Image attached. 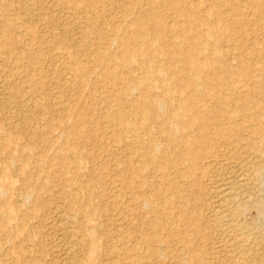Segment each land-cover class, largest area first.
Wrapping results in <instances>:
<instances>
[{
    "label": "rangeland",
    "instance_id": "374dc122",
    "mask_svg": "<svg viewBox=\"0 0 264 264\" xmlns=\"http://www.w3.org/2000/svg\"><path fill=\"white\" fill-rule=\"evenodd\" d=\"M145 1L0 0L6 6L5 10L0 6V20L7 23L0 21V51L4 57L0 53V264H182V259L191 256L196 257L192 264H230L240 256L248 258L249 264H264V219L257 215L262 195L256 192V181L251 178L255 167L264 166V156L247 145L253 141L260 146L264 137L226 126L231 106L238 107L234 119L241 122L250 114L242 104L250 103L253 95L264 94V85H258L260 78L255 75L264 72V0ZM16 9L20 10L17 14ZM145 10H149L150 17L166 23L165 42L184 46L187 42L200 49V55L191 58L193 63L207 61L223 69L220 74L215 69L201 71L207 76V84L202 80L196 83L200 96L196 95L195 102L203 117H197L193 126H186L176 117L178 100L182 103L188 90L183 87L177 94L161 92L163 87L173 89L174 84L178 85L169 81L173 73L180 75L176 79L179 83L187 80L191 71L185 69V64L176 63H184V56L163 61L159 58L164 69L159 80L166 83L161 87H156L153 76L144 75L142 70L159 62L145 57H137L126 68H117V79L109 72V61L121 58L120 43L128 40L124 27ZM185 20L191 21V30L185 28ZM168 27H174V33ZM199 34L205 36L203 45L195 40ZM83 42L91 47L80 49ZM155 45L164 48L163 43ZM213 47H217L216 53ZM139 62L144 66L140 67ZM66 72L67 78L63 77ZM151 96L173 101L163 105L158 114L147 101L140 100ZM228 99L242 101L228 105ZM128 100L136 104L125 105ZM142 105L146 108L143 112ZM216 107L224 109L222 116L214 120ZM261 110L255 107L256 114L260 115ZM105 112L112 113L119 122L109 123L103 117ZM193 112L188 108L184 115L192 118ZM140 119L146 126L136 129ZM260 121L264 122L258 118L250 124ZM204 124L207 126L200 129ZM214 125L226 136L215 138ZM191 132L209 139L201 147L200 158L198 149L195 153L185 149ZM36 138L42 145H32ZM171 138L180 142L175 144ZM148 144L154 153L145 149ZM158 152L165 159L161 165L154 160ZM190 163H194L192 174L186 171ZM135 168L140 169L139 175L133 174ZM249 183H254L253 187ZM235 188H239L236 193ZM248 189L255 191L250 193ZM137 200L147 206L138 205ZM183 203L193 216L191 228L178 212ZM235 207L243 211L238 210L236 215ZM155 216L158 220L153 229ZM179 232L191 242L181 244ZM150 236L155 240L147 242Z\"/></svg>",
    "mask_w": 264,
    "mask_h": 264
},
{
    "label": "bare ground",
    "instance_id": "6f19581e",
    "mask_svg": "<svg viewBox=\"0 0 264 264\" xmlns=\"http://www.w3.org/2000/svg\"><path fill=\"white\" fill-rule=\"evenodd\" d=\"M8 1V0H7ZM69 1V0H68ZM142 1V0H141ZM145 1V0H144ZM6 1H2L1 3H5ZM78 2V1H77ZM174 1H171V3H173ZM9 3V2H8ZM23 3V2H22ZM62 3V2H61ZM145 3H146V1H145ZM7 4V3H6ZM13 4V3H12ZM253 4V3H252ZM2 4H0V6H1ZM28 5V4H27ZM138 5V4H137ZM143 5H144V3H143ZM58 6V5H57ZM118 6H119V4H118ZM117 6V7H118ZM5 5L3 4L2 5V8L5 10ZM8 7V6H7ZM10 8H11V6H9ZM28 7H30V6H28ZM28 7H26L25 9H27ZM139 7V6H138ZM165 7V6H164ZM15 8H16V6H15ZM14 8V9H15ZM32 8V7H31ZM30 8V9H31ZM86 8V7H85ZM105 8V7H104ZM12 9H13V7H12ZM25 9H23V10H25ZM34 9V8H33ZM114 9H116L115 7H114ZM169 9V8H168ZM2 10V9H1ZM8 11H9V9H7ZM11 10V9H10ZM17 10H19V9H16V13L15 14H17L18 13V11ZM28 10V9H27ZM158 10V9H157ZM11 11H14V10H11ZM10 11V12H11ZM20 11V10H19ZM33 11V10H32ZM2 12H3V10H2ZM1 12V13H2ZM9 12V13H10ZM26 12V11H25ZM25 12H23V13H25ZM31 12V11H30ZM9 13H7V14H9ZM13 13V12H12ZM32 13V12H31ZM112 13V12H111ZM148 13H149V10H145V14H142V16L141 17H139V18H137L136 20L134 19V22H133V20H132V22L131 23H129L127 26H125L124 27V30H125V34H127V38H128V40L125 42H121L120 43V46H121V48H122V56H121V58L120 59H115V60H110L109 61V66H110V74H113L112 75V77L113 78H115V79H117V73H116V69L117 68H126L131 62H133V61H135V59L138 57V58H143V57H145V58H147L148 60H150V61H155V62H159V63H157L156 65L157 66H154L153 68H149V67H147V68H145V69H142L143 70V73H144V75H151V76H153V78H154V80H155V86L156 87H161V85L162 84H166L164 81H161V80H159V76H161V74L162 73H164V69H163V67H162V64L160 63V61H159V58L163 61L164 59H167V58H170V59H172V56H184V58H185V61H184V63L183 62H176V63H182V64H185V69H187L188 68V70L189 71H191V73H190V75L188 76H186L187 77V80L186 81H184V83H182V81H181V79H180V81H181V83H179L176 79H178V76H180V75H178V74H171L170 75V77L171 78H169V81L170 82H177L178 83V85H176V84H174L175 86L174 87H176V88H173V89H167V88H164L163 87V89H162V91L161 92H164L165 94H168V93H170V92H172V93H175V94H177V93H179V92H181V90H182V88L183 87H185L188 91H187V96H186V99L185 100H183L182 101V103H180V99L178 100V102H179V104H178V110H177V113H176V117L178 118V119H180V120H182V121H184L185 123H186V126H193L194 124H195V122H196V119H197V117L199 118L200 116L201 117H203L202 115H201V113H200V111H199V109H198V107H197V104H196V102H195V97H196V95H199V94H197V91L199 90V89H197V86H196V83L199 81V82H201V80L205 83V84H207V76L206 75H204V76H202L201 75V71H203V70H209V72H210V70H212V69H215V72H217L218 74H220L221 72H222V67L221 66H214V65H212V64H208L207 63V61H202V62H200L199 64H196V63H193L192 61H191V58L193 57V56H199L200 55V49L199 48H197V47H190V46H188V45H186L187 44V42H185V46H184V44L183 45H179L178 43L176 44V43H173V42H171V41H169L168 43L167 42H165L166 40H165V38H164V31H165V29H167V27H166V23L164 24L160 19H155V18H152V17H150L149 15H148ZM159 13V12H158ZM168 13V12H167ZM203 13V12H202ZM15 14H11V15H13L12 17H14V15ZM33 14H34V12H33ZM76 14V13H75ZM169 14V13H168ZM242 14V13H241ZM1 15V14H0ZM21 15H23V14H21ZM31 15V14H30ZM35 15V14H34ZM88 15H90L89 13H88ZM112 15V14H111ZM4 16H6V14L4 15ZM8 16V15H7ZM10 16V15H9ZM18 16V15H17ZM27 16H29V14L27 15ZM68 16H70V15H68ZM75 16V15H74ZM113 16V15H112ZM16 17V16H15ZM19 17V16H18ZM186 17V16H185ZM2 18H5V17H2ZM26 18V17H25ZM28 18V17H27ZM26 18V19H27ZM93 18V17H92ZM99 18V17H98ZM124 18V17H123ZM128 18V17H127ZM130 18H131V16H130ZM157 18V17H156ZM6 19H7V17H6ZM5 19V20H6ZM12 19V18H11ZM10 19V20H11ZM14 19V18H13ZM13 19H12V21H13ZM38 19V18H37ZM72 19V18H71ZM17 20L19 21V18H17ZM17 20H15V21H17ZM75 20V19H74ZM128 20H129V18H128ZM127 20V21H128ZM209 20V19H208ZM244 20V19H243ZM0 21H3V19L2 20H0ZM8 20H6V22H7ZM12 21H10V22H12ZM14 21V22H15ZM18 21H17V23H18ZM22 21H24V20H22ZM4 22V21H3ZM26 22V21H25ZM90 22V21H89ZM5 23V22H4ZM22 23V22H21ZM113 23V22H112ZM128 23V22H127ZM169 23V22H168ZM184 23H185V28H187V29H189V30H191L192 29V26H191V21L190 20H185L184 21ZM1 24V23H0ZM5 24H7V23H5ZM19 24V23H18ZM126 24V23H125ZM210 24V23H209ZM2 25H4L3 23H2ZM20 25V24H19ZM22 25V24H21ZM89 25V24H88ZM90 25H92V24H90ZM118 25V24H117ZM210 25H212V24H210ZM1 26V25H0ZM5 26V25H4ZM15 26H17L16 24H15ZM109 26V25H108ZM124 26V25H123ZM23 27H25V26H23ZM23 27L21 26V29H23ZM111 27V26H110ZM197 27V26H196ZM2 28V27H1ZM4 28V27H3ZM2 28V29H3ZM5 28H6V26H5ZM10 28V27H9ZM8 28V29H9ZM17 28V27H16ZM61 28H64V27H61ZM65 28H66V26H65ZM64 28V29H65ZM2 29H1V31H2ZM11 29V28H10ZM9 29V30H10ZM15 29V28H14ZM68 29H70V28H68ZM86 29H87V27H86ZM174 27H168V30L170 31V32H172V33H174ZM182 29V28H181ZM57 30V29H56ZM60 30V29H59ZM90 30V29H89ZM98 30V29H97ZM113 32H115V30L112 28L111 29ZM222 29H220L219 31H221ZM12 31V30H11ZM20 31V30H19ZM62 31V30H61ZM60 31V32H61ZM71 31V30H70ZM82 31V30H81ZM121 31V30H120ZM7 32H8V30H7ZM22 33H21V36H24V35H22L23 34V31H21ZM25 32H26V30H25ZM30 32V31H29ZM28 32V33H29ZM56 32V31H55ZM83 32V31H82ZM99 32V31H98ZM12 33V32H11ZM15 33V32H14ZM27 33V32H26ZM25 33V34H26ZM86 33H88L89 34V32H86ZM100 33V32H99ZM213 33V32H212ZM6 34V33H5ZM19 34V33H18ZM61 34V33H60ZM66 34V33H65ZM93 34V33H92ZM109 34V33H108ZM117 34V33H116ZM150 34H152V35H154V37H152L151 38V36L149 37L148 35H150ZM187 34V33H186ZM7 35V34H6ZM17 35V34H16ZM79 35V34H78ZM77 35V36H78ZM119 35V34H118ZM190 35V34H189ZM218 35H219V33H218ZM226 35V34H225ZM1 36V35H0ZM3 36V35H2ZM10 36H11V34H10ZM26 36V35H25ZM33 36V35H32ZM60 36V35H59ZM126 36V35H125ZM178 36V35H177ZM184 36H185V34H184ZM186 36H188V35H186ZM122 37V36H121ZM1 38V37H0ZM3 38V37H2ZM2 38H1V40H2ZM10 38H12V37H10ZM9 38V39H10ZM16 38H18V37H15V40H16ZM22 38V37H21ZM20 38V39H21ZM52 38V37H51ZM54 38V37H53ZM58 38V37H57ZM65 38V37H64ZM77 38V37H76ZM84 38V37H83ZM104 38V37H103ZM126 38V37H125ZM185 38H188V37H185ZM59 39V38H58ZM86 39V38H85ZM204 39H205V36L203 35V34H199V35H196L195 36V40H196V42L199 44V43H201L202 42V44L201 45H203L204 44ZM8 40V39H7ZM15 40H14V42H15ZM24 40V39H23ZM22 40V41H23ZM38 40V39H37ZM57 40V39H56ZM76 40V39H75ZM79 40H80V37H79ZM82 40V39H81ZM186 40V39H185ZM3 41H4V39H3ZM2 41V42H3ZM18 40H16V42H17ZM69 41H70V39H69ZM217 41V40H216ZM9 42L10 41H8L7 42V44H9ZM14 42H13V44L12 45H14ZM15 42V43H16ZM20 42H21V40H20ZM19 42V44H21ZM68 42V41H67ZM113 42V41H112ZM195 42V43H196ZM50 43V42H49ZM56 43V42H55ZM76 43V42H75ZM77 43H79L78 41H77ZM115 43V42H114ZM163 43V45H161V47H164V48H156V45L155 44H162ZM3 44H4V42H3ZM23 44V43H22ZM10 45V44H9ZM18 45V44H17ZM26 46H27V43L25 44ZM31 46V45H30ZM55 46V45H54ZM76 46V45H75ZM83 46H85V47H83ZM94 46V45H93ZM97 46V45H96ZM159 46V45H158ZM170 47V49H168V48H165V47ZM2 47V46H1ZM6 47V46H5ZM15 47V46H14ZM20 47V46H19ZM33 47V46H32ZM89 47H91L90 45H86L84 42L82 43V46H80V49H82V50H86V48H89ZM204 47V46H203ZM21 48V47H20ZM19 48V49H20ZM26 48V47H25ZM30 48V47H29ZM216 48L217 47H213L212 48V51H214L215 53H216ZM3 49H4V47H3ZM2 49V50H3ZM11 49V48H10ZM24 49V48H23ZM26 49H28V48H26ZM45 49V48H44ZM49 49V48H48ZM52 49H54V48H52ZM25 50V49H24ZM24 50H23V53H24ZM46 51H47V49H45ZM261 50V49H260ZM4 51H5V49H4ZM30 51V50H29ZM39 51V50H38ZM42 51V50H41ZM52 51V50H51ZM19 52V51H18ZM17 52V53H18ZM22 52V51H21ZM50 52V51H49ZM0 53H1V55H2V53H3V51L1 52L0 51ZM36 53V52H35ZM41 53V52H40ZM18 54H20V52L18 53ZM25 54V53H24ZM50 54V53H49ZM51 54H53V53H51ZM0 55V56H1ZM15 56V55H14ZM43 56H45V55H43ZM52 56V55H51ZM66 56V55H65ZM102 56V55H101ZM11 57H13V55L11 56ZM16 57V56H15ZM27 57V56H26ZM33 57H34V55H33ZM88 57V56H87ZM2 58H4L3 57V55H2ZM37 58V57H36ZM35 58V59H36ZM45 58V57H44ZM55 58H56V56H55ZM90 58V57H89ZM175 58V57H174ZM12 59V58H11ZM18 59V58H17ZM22 59V58H21ZM20 59V60H21ZM52 59V58H51ZM2 60V59H1ZM0 60V61H1ZM16 60V59H15ZM25 60V59H24ZM36 60H38V58L36 59ZM35 60V61H36ZM41 60V59H40ZM42 60H44V59H42ZM262 60V59H261ZM12 61V60H11ZM34 61V60H33ZM46 61H49V60H46ZM4 62H6V61H4ZM39 62V61H38ZM7 63V62H6ZM14 63H16V62H14ZM31 63V62H30ZM40 63V62H39ZM41 63H43V61L41 62ZM45 63V62H44ZM18 64V63H17ZM19 64H20V62H19ZM25 64V63H24ZM52 64V63H51ZM55 64V63H54ZM53 64V65H54ZM62 64V63H61ZM21 65H22V63H21ZM49 65V64H48ZM47 65V66H48ZM63 65V64H62ZM139 65H140V67H143L144 66V64H143V62H139ZM18 66V65H17ZM25 66V65H24ZM35 66V65H34ZM44 66V65H43ZM47 66H45V68L47 67ZM50 66V65H49ZM182 66V65H181ZM254 66V65H253ZM5 68V67H4ZM14 68H15V66H14ZM18 68V67H17ZM20 68H21V66H20ZM19 68V69H20ZM13 69V68H12ZM33 69V67L31 68V70ZM167 69V68H166ZM171 69H174V68H171ZM170 69V70H171ZM184 69V68H183ZM64 70V69H63ZM140 70V69H139ZM14 71H17V70H14ZM13 71V72H14ZM40 71V70H39ZM53 71V70H52ZM56 72H58V70L56 71ZM1 73H2V71H1ZM4 73V72H3ZM67 73V72H66ZM115 73V74H114ZM178 73V72H177ZM23 74V73H22ZM123 74V73H122ZM21 75V74H20ZM25 75V74H24ZM23 75V76H24ZM27 75V74H26ZM47 75V74H46ZM50 75V74H49ZM63 75V74H62ZM68 75V73L67 74H65V76L63 75V77H66ZM255 75H256V77H259L260 78V80H259V82H258V85L259 86H261V85H264V72L263 71H258L257 73H255ZM17 76V75H16ZM22 76V75H21ZM22 76V77H23ZM37 76V75H36ZM51 76H52V74H51ZM18 77V76H17ZM28 77V76H27ZM30 77V76H29ZM32 77V76H31ZM4 78V77H3ZM24 78H26V76L24 77ZM38 78V77H37ZM39 78H40V76H39ZM49 78V77H48ZM67 78V77H66ZM65 78V79H66ZM5 79V78H4ZM36 79V78H35ZM35 79H34V82H35ZM62 79V78H61ZM64 79V78H63ZM184 79V78H183ZM257 79V78H256ZM24 80V79H23ZM22 80V81H23ZM45 80V79H44ZM26 81V80H25ZM28 81V80H27ZM168 81V82H169ZM33 82V83H34ZM62 82V81H61ZM3 83V82H2ZM10 83V82H9ZM64 83H66L65 81H64ZM137 83H139V79L137 80ZM11 84V83H10ZM9 84V85H10ZM3 85H6V84H4L3 83ZM8 85V84H7ZM72 85V84H71ZM88 85V84H87ZM52 86H53V84H52ZM151 86H154V85H151ZM150 86V87H151ZM206 86V85H205ZM86 87V86H85ZM207 87V86H206ZM3 88V87H2ZM4 89L6 90V88H5V86H4ZM63 89V88H62ZM66 89V88H65ZM4 90V91H5ZM72 90V89H71ZM8 91V90H7ZM70 91V90H69ZM6 92V91H5ZM13 92V91H12ZM7 93V95H8V92H6ZM142 94V93H141ZM6 95V94H5ZM151 95V94H150ZM195 95V96H194ZM10 96V95H9ZM184 96V95H183ZM200 96V95H199ZM209 96V95H208ZM8 97V96H7ZM12 97V96H11ZM198 97V96H197ZM233 97V96H232ZM48 99V98H47ZM51 99V98H50ZM197 99V98H196ZM247 99V98H246ZM52 100H53V98H52ZM117 100H121L120 98H118ZM140 100H145V101H147V103H149V107L151 108V110H153L154 111V109L156 110V111H158V114H160L159 112H161V109L166 105V104H170V103H172V101H173V99L172 98H166V99H160L159 97H156V96H151V97H144V98H141ZM174 100H176V99H174ZM55 101V100H54ZM236 101H242L241 99L239 100V99H237V100H226L225 102H226V104H228V105H230V104H234L235 105V103H236ZM52 102V101H51ZM194 102V103H193ZM252 102V103H251ZM250 103H248V104H246V105H244V104H242V108H243V106H245V109H247V110H249V112H250V114L248 115V117L246 118V120H240L241 122H239V121H237V120H235L234 119V115H235V112H236V110L238 109V107H236V106H231V109L228 111V114H229V117L227 118V123H226V126H228V128L229 129H235V128H240V129H244V130H246L247 132H252V133H257L258 135H260L261 137H264V122H262V121H260L258 124H256V125H251L250 123L253 121V120H256V119H262V120H264V94H262L261 95V93L259 94V95H253L252 96V101H251ZM125 105H129V106H134L136 103H134L133 101H129L128 100V102H126V103H124ZM46 105V104H45ZM164 105V106H163ZM174 105V104H173ZM221 105H223V103L221 102ZM48 106V105H47ZM50 106V105H49ZM52 106V105H51ZM220 106V105H219ZM256 106H259L262 110H261V113H260V115L259 114H256V112H255V107ZM174 107V106H173ZM188 108L189 109H192L194 112V114L192 115V118L191 117H186L184 114H185V112H187V110H188ZM241 108V107H240ZM224 109V108H223ZM223 109H222V107H216L214 110H213V112H212V117H213V119L214 120H216V119H218L219 117H221L222 116V113H223ZM66 110V109H65ZM141 110H142V112L143 111H145L146 110V108H145V105H142V108H141ZM257 110V109H256ZM56 111H58L57 109H56ZM54 113H55V111H54ZM59 113V112H58ZM191 113H192V111H191ZM227 113V112H226ZM57 114V113H56ZM103 117H104V119L105 120H107L109 123H118L119 122V119L118 118H114L113 117V115H112V113H108V112H105L104 114H103ZM238 117V116H237ZM191 119V120H190ZM31 121V120H30ZM142 121V122H141ZM104 122V121H103ZM159 122V121H158ZM105 124V123H104ZM103 124V125H104ZM148 124H150L151 125V123L150 122H148ZM199 124V123H198ZM135 128L136 129H140V128H142V127H145L146 126V123H145V120H144V123H143V120L142 119H140L139 121H138V123L136 124L135 123ZM207 125L206 124H204V125H202V127H200V129H204V127H206ZM155 127L156 128H158V129H160L161 127L160 126H158V125H155ZM212 128H214L215 129V132H214V136H215V138L216 137H218V136H226V133L225 132H222L220 129H219V126L218 125H214ZM222 128V127H221ZM124 129V128H123ZM198 133V132H197ZM5 134V133H4ZM196 135H198V136H196ZM244 135V134H243ZM242 135V136H243ZM246 136V135H245ZM36 137V136H35ZM117 137H118V139H121L122 138V135H121V132L120 131H118L117 132ZM189 137H190V139L189 140H187V141H189V143H188V145H187V147L185 148L189 153H195L196 151H197V149L199 150V158L202 156V148L204 147V145H205V143H206V139H208L207 137H204V136H201L199 133L198 134H195L194 132H191L190 134H189ZM259 137V136H258ZM8 138V137H7ZM213 138V137H212ZM228 138V137H227ZM244 138V137H243ZM35 139V138H34ZM221 139H223V138H221ZM245 139V138H244ZM250 139V138H249ZM256 139V138H255ZM170 140H172L175 144H177V143H179L180 142V140L179 139H177V138H171ZM209 140V139H208ZM217 140V139H216ZM244 141H246V140H244ZM258 141V140H257ZM256 141V142H257ZM259 142V141H258ZM182 143V142H181ZM242 143H244V142H242ZM247 144V143H246ZM20 145V144H19ZM32 145L33 146H37V145H42V142L40 141V140H38L37 138H36V140L35 141H33V143H32ZM247 145H249V147H250V149H252L253 151H256L257 153L258 152H260V154H262L263 156H264V141L261 143V145L259 146V145H257L255 142H253V141H249L248 142V144ZM208 146H210V145H208ZM222 146H224V145H222ZM202 147V148H201ZM226 148V147H225ZM242 149H245V147L243 148V147H241ZM113 149V148H112ZM145 149L146 150H148V151H150V152H155V149L153 148L152 149V146L150 145V144H148V145H146L145 146ZM224 149V148H223ZM114 150V149H113ZM60 151H62V148L60 149ZM221 152H223V151H221ZM231 152V151H230ZM233 152V151H232ZM257 153L255 154V155H257ZM218 154V153H217ZM228 154H230L229 152H228ZM232 155V154H231ZM259 155V154H258ZM242 156V155H241ZM260 156V155H259ZM219 157V156H218ZM217 157V158H218ZM247 157H249V159H250V156L248 155ZM62 159H63V156L61 157ZM256 158V160L258 159L257 157H255ZM246 159V161H244V162H246V164H249V163H247L248 161V159L247 158H245ZM154 160H155V162L157 163V164H159V165H161L162 164V160L165 162V159H164V156H163V154L161 153V152H158L157 154H156V156H155V154H154ZM223 161V160H222ZM232 161H235V160H232ZM261 161V160H260ZM191 162H193V160L191 161ZM210 162V161H209ZM214 162V161H213ZM205 163V162H204ZM225 163V162H224ZM223 163V164H224ZM243 163V162H242ZM259 163H262V162H258V164ZM263 163H264V161H263ZM226 164V163H225ZM209 165V164H208ZM212 165H213V163H212ZM261 165V164H260ZM260 165L258 166V167H260ZM215 166V165H214ZM219 166V165H218ZM231 166H233V165H231ZM244 166V165H243ZM255 166H256V164H255ZM225 167V166H224ZM240 167V166H239ZM252 167H254V166H252ZM228 168V167H227ZM247 168V167H246ZM256 168V167H255ZM254 168V171H253V169H252V171L253 172H251V178H254L255 179V183H256V185H257V188H255V186H254V188L255 189H257V193L258 194H261L262 195V200L260 199L257 203H258V211H257V215L259 216V217H262V219H264V211H263V209H264V166L263 165H261V167L260 168H256L255 169ZM193 169H194V163H190L189 165H188V167L186 168V171H187V173L188 174H192V171H193ZM16 170V169H15ZM124 171V170H123ZM180 171V170H179ZM249 170H247V173H249L248 172ZM141 172H140V169L139 168H135V170H133V174L134 175H139ZM177 173H179V172H177ZM235 175V174H234ZM244 175H246V174H244ZM247 176V175H246ZM242 177H243V174H242ZM248 177V176H247ZM246 177V178H247ZM191 178V177H190ZM230 178V177H229ZM248 178H250V176L248 177ZM247 178V179H248ZM226 179H228V178H226ZM231 180V179H230ZM230 180H226V181H230ZM237 180V179H236ZM248 180H250V179H248ZM226 181H225V183H226ZM232 181H234V180H232ZM251 181V180H250ZM235 182V181H234ZM242 182V181H241ZM231 183V182H230ZM233 183V182H232ZM239 183V182H238ZM246 183H247V181H246ZM245 183V184H246ZM250 183H252V182H250ZM249 183V184H250ZM229 184V183H228ZM234 184V183H233ZM237 184V183H236ZM244 184V185H245ZM254 184V183H253ZM252 184V185H253ZM222 185V184H221ZM240 185V184H239ZM241 185H243V183H241ZM247 185V184H246ZM251 185V184H250ZM249 185V187H251ZM231 186H233V185H231ZM230 186V187H231ZM223 187V186H222ZM240 187V186H239ZM244 187V186H243ZM246 187H248V185L246 186ZM253 187V186H252ZM221 188V187H220ZM219 188V189H220ZM232 188H234V186L232 187ZM222 189H224V188H222ZM222 189H221V191H222ZM236 189V191H235V193L237 192V189H239V188H235ZM247 189V188H246ZM252 189V188H251ZM250 189V190H251ZM255 189H254V191H255ZM217 190H218V188H217ZM226 190H229V188L228 189H226ZM232 189H230V191H231ZM249 190V189H248ZM249 190V191H250ZM234 191V190H233ZM247 191V190H246ZM253 190H251V192L250 193H253L252 192ZM175 192H176V190H175ZM221 193V192H220ZM223 193V192H222ZM225 193V192H224ZM224 193L222 194V196L224 195ZM230 193V192H229ZM228 193V194H229ZM247 193V192H246ZM246 193H243V194H246ZM175 194H177V193H175ZM240 194V193H239ZM242 194V195H243ZM178 195V194H177ZM236 195H238V194H236ZM235 195V196H236ZM241 195V194H240ZM240 195H239V197H240ZM232 196V195H231ZM229 197L230 199H233L232 197ZM245 196V195H244ZM250 196V195H249ZM258 196V195H257ZM256 196V197H257ZM221 197V196H220ZM246 197H248V196H246ZM251 197V196H250ZM261 197V196H260ZM260 197H258V198H260ZM249 198V197H248ZM223 201H224V199L223 198H221ZM240 199H242V198H240ZM239 199V200H240ZM253 199H254V197H253ZM257 199V198H256ZM227 200H229V199H227ZM236 200H238V199H236ZM246 200V199H245ZM248 200V199H247ZM252 200V199H251ZM230 201V200H229ZM243 201V200H242ZM137 202H138V205H143V206H147V204H146V202H144V201H140V200H137ZM221 202V201H220ZM228 202V201H227ZM239 202H241V200L239 201ZM249 202V200L247 201V203ZM223 203V202H222ZM225 203V202H224ZM230 203V202H229ZM233 202H231L230 204H232ZM252 203V202H251ZM238 204V203H237ZM256 204V203H255ZM241 205V204H240ZM243 205V204H242ZM251 205V204H250ZM70 206H72V204H70ZM233 206H235V205H233ZM255 206H257V205H255ZM236 207H237V205H236ZM236 207H235V211H236ZM247 207V206H246ZM226 208V207H225ZM234 208V207H233ZM232 208V209H233ZM238 208H240L239 206H238ZM245 208V207H244ZM248 208V207H247ZM240 209H243V207L242 208H240ZM240 209H238V210H240ZM262 209V210H261ZM153 211V209L152 208H150V211ZM217 209H215V211H216ZM227 210V209H226ZM234 210V209H233ZM236 211L237 212V214L236 215H238L239 213L238 212H240V211H243V210H245V209H243V210H240V211ZM247 210V209H246ZM152 211H151V213H152ZM230 211H232L231 209L229 210V212ZM178 212H179V214H180V217H181V219H182V221L184 222V224L185 225H187V226H190V225H192V218H193V216L189 213V211L186 209V206H185V203H183V204H180L179 205V210H178ZM231 213V212H230ZM217 214V213H216ZM216 214H215V216H216ZM228 214V213H227ZM222 215V214H221ZM218 216H219V213H218ZM235 216V215H234ZM236 217V216H235ZM241 217V216H240ZM240 217H238L239 219H240ZM216 218H218V217H216ZM230 218V217H229ZM229 218H225L226 220L227 219H229ZM234 218V217H233ZM232 218V219H233ZM237 218V217H236ZM219 219H220V216H219ZM157 220H158V218H156V216L153 218V220H152V222H151V227L154 229L155 227H156V225H157ZM214 220V219H213ZM212 220V221H213ZM221 220V219H220ZM219 220V221H220ZM238 220V219H237ZM258 218H257V223H260L261 221L259 220V222H258ZM217 221H218V219H217ZM217 221H215V223L217 224ZM220 222H223V221H220ZM225 222L226 221H224V223L223 224H225ZM240 222V221H239ZM242 222V221H241ZM63 223V222H62ZM235 223H236V221H235ZM251 223H252V221H251ZM256 223V224H257ZM215 224V225H216ZM219 224V223H218ZM217 224V225H218ZM221 225H222V223H220ZM233 224V223H232ZM239 224V223H238ZM242 224V223H241ZM241 224H239V225H241ZM255 224V223H254ZM214 225V226H215ZM225 225H227V224H225ZM230 225V224H229ZM234 225V224H233ZM248 225H250L249 223H248ZM211 226V225H210ZM219 226V225H218ZM237 226V225H236ZM235 226V227H236ZM192 226H190V228H191ZM221 227V226H220ZM239 227V226H238ZM242 228H243V226H241ZM240 227V228H241ZM244 227H245V225H244ZM209 228H211V227H209ZM215 228H217L216 226H215ZM228 228V227H227ZM225 229V228H224ZM224 229L222 230L221 228H220V230H222V231H224ZM231 229H232V227H231ZM230 229V230H231ZM234 229V228H233ZM232 229V230H233ZM244 229V228H243ZM248 228H245V230H247ZM254 229V228H253ZM263 229H264V226H263ZM213 230H215V229H213ZM226 230V229H225ZM230 230H229V232H227L228 234L230 233ZM231 230V231H232ZM236 230V229H235ZM249 230V229H248ZM252 230V229H251ZM258 230L260 231V228H258ZM227 231V230H226ZM237 231V230H236ZM255 231V230H254ZM257 231V230H256ZM256 231H255V233H256ZM264 231V230H263ZM65 232V231H64ZM221 232V231H220ZM220 232H219V236H220ZM233 232V231H232ZM240 232V231H239ZM239 232H238V235H239ZM250 233H251V231H249ZM180 233V236L181 237H179V240L178 241H180L181 242V244H183V243H186V244H188L189 242H191V238L190 237H184L183 236V233L182 232H179ZM224 233V232H223ZM244 233V232H243ZM242 233V234H243ZM246 233H247V231H246ZM260 232H258V234H259ZM262 233V232H261ZM226 234V233H225ZM249 234V233H248ZM222 235V234H221ZM224 235V234H223ZM241 235V234H240ZM245 235V234H244ZM243 235V236H244ZM253 235H254V232H253ZM257 235V234H256ZM255 235V236H256ZM261 235V234H260ZM225 236V235H224ZM254 236V237H255ZM263 236V235H262ZM262 236H261V238H262ZM198 237V236H197ZM238 237H240V236H238ZM242 237V236H241ZM245 237H246V235H245ZM257 237H258V235H257ZM249 238V237H248ZM259 238H260V236H259ZM260 238V239H261ZM255 239V238H254ZM153 240H155V236H150V237H148L147 238V242H149V241H153ZM177 240H176V242H178ZM248 241V240H247ZM246 241V242H247ZM250 241H252V239H251V237H250ZM255 241V240H254ZM258 241V240H257ZM262 241V240H261ZM264 241V240H263ZM174 242H175V240H174ZM180 242H178V243H180ZM253 242V241H252ZM257 243V242H256ZM233 244H235V243H233ZM249 244V243H248ZM261 244V243H260ZM259 244V245H260ZM264 244V242L262 243V245ZM253 246H255V242H254V244H252ZM229 246V245H228ZM227 246V247H228ZM238 246H239V244H238ZM241 246V245H240ZM243 246L245 247V245H242V248H243ZM257 247V246H256ZM255 247V248H256ZM259 247H261V245L259 246ZM229 248V247H228ZM228 248H226V249H228ZM234 248V247H233ZM238 248V247H237ZM242 248H241V250H242ZM245 248H248V247H245ZM245 248H244V250H243V254H244V251H245ZM263 248H264V246H263ZM69 249V248H68ZM156 249V248H155ZM179 249V248H178ZM235 249H236V247H235ZM231 250V249H230ZM229 250V251H230ZM247 250V249H246ZM252 250V249H251ZM254 250V249H253ZM260 250V249H259ZM263 250V249H262ZM127 251H130V250H127ZM228 251V252H229ZM233 251V250H232ZM238 251V250H237ZM227 252V253H228ZM235 252V251H234ZM250 252V251H249ZM68 253V252H67ZM226 253V254H227ZM231 253V252H230ZM236 253V252H235ZM241 253V252H240ZM253 253V252H252ZM256 252H254V254H255ZM72 254V253H71ZM230 255V254H229ZM235 255V254H234ZM233 255V256H234ZM239 255V254H238ZM260 255V254H259ZM261 255H262V253H261ZM261 255H260V257H259V259L261 258ZM250 256H252L253 257V255H250ZM258 256V255H257ZM232 257V256H231ZM235 257H238V256H235ZM255 257H256V254H255ZM262 257H263V255H262ZM229 258V257H228ZM234 258V257H233ZM231 259V258H230ZM229 259V260H230ZM235 259V258H234ZM248 258H242L241 256H240V258L238 257V259H236V260H234L233 262H231L230 264H249L248 262V260H247ZM228 260V261H229ZM253 260H254V258H253ZM68 261V260H67ZM257 261V258L255 259V262ZM259 261V260H258ZM196 263V257L195 256H191L190 258H186V259H182L181 260V263L182 264H192V263ZM254 262V261H253ZM227 264H229V263H227Z\"/></svg>",
    "mask_w": 264,
    "mask_h": 264
}]
</instances>
